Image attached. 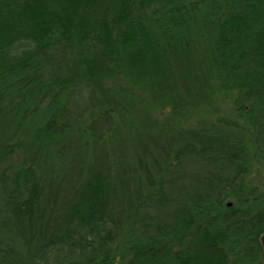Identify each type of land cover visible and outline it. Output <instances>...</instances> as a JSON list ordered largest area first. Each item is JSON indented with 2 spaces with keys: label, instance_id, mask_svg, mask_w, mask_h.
I'll return each mask as SVG.
<instances>
[{
  "label": "trees",
  "instance_id": "1",
  "mask_svg": "<svg viewBox=\"0 0 264 264\" xmlns=\"http://www.w3.org/2000/svg\"><path fill=\"white\" fill-rule=\"evenodd\" d=\"M260 169L264 0H0V264H264Z\"/></svg>",
  "mask_w": 264,
  "mask_h": 264
},
{
  "label": "rangeland",
  "instance_id": "2",
  "mask_svg": "<svg viewBox=\"0 0 264 264\" xmlns=\"http://www.w3.org/2000/svg\"><path fill=\"white\" fill-rule=\"evenodd\" d=\"M259 170V169H257ZM260 173H258V175L256 176V179L259 178L264 182V170L260 169Z\"/></svg>",
  "mask_w": 264,
  "mask_h": 264
},
{
  "label": "water",
  "instance_id": "3",
  "mask_svg": "<svg viewBox=\"0 0 264 264\" xmlns=\"http://www.w3.org/2000/svg\"><path fill=\"white\" fill-rule=\"evenodd\" d=\"M263 243H264V236H263Z\"/></svg>",
  "mask_w": 264,
  "mask_h": 264
}]
</instances>
